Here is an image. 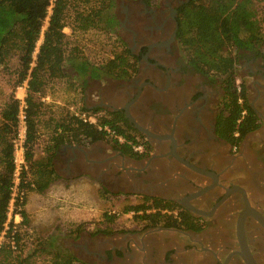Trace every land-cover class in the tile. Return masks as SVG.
<instances>
[{"label":"flooded vegetation","instance_id":"1","mask_svg":"<svg viewBox=\"0 0 264 264\" xmlns=\"http://www.w3.org/2000/svg\"><path fill=\"white\" fill-rule=\"evenodd\" d=\"M187 2L117 0L115 30L137 68L126 78L90 79L87 82L94 86L86 83L83 103L131 125L145 141L144 150L126 151L123 144L104 138L94 146V162L82 163L79 158L69 166L70 172L90 171L101 192L117 198L138 196L134 205L180 220L186 213L192 226L137 219L134 228H126L106 219L85 234L77 229L68 239L72 249L68 250L87 264H247L238 236L247 199L263 219L248 215L245 235L257 263L264 264V132L258 137L264 125H257L236 144L221 132L219 119L225 113L228 85L196 69L185 55L178 31L179 9ZM238 54L237 79L247 87V102L254 112L264 107V54ZM130 116L154 135L138 128ZM158 201L169 206L155 205ZM187 201L200 212L188 209ZM160 230L200 232L210 246L206 250L203 243L184 235L186 252L178 256L173 239L154 236ZM145 233L147 237L137 241Z\"/></svg>","mask_w":264,"mask_h":264},{"label":"trees","instance_id":"2","mask_svg":"<svg viewBox=\"0 0 264 264\" xmlns=\"http://www.w3.org/2000/svg\"><path fill=\"white\" fill-rule=\"evenodd\" d=\"M72 0H54L49 24L44 29L52 0H0V66L7 64L15 54H19L20 68L16 86L28 80L27 109V158L28 163L36 166L35 185L39 192L45 191L53 181L54 169L52 158L54 152L43 160H33L34 144L37 141L38 126L44 103L38 94H47L53 81L64 78H79L87 83L92 78L111 76L126 78L136 71V62L130 51L114 52V57L103 64L92 63L79 45L72 46L64 28L70 15ZM97 5L88 10L76 9L73 18V31L86 32L89 29H104L116 32V0H95ZM39 51L35 54L38 42ZM178 39L187 59L198 70L222 80L227 87L225 113L219 119L221 132L233 139L236 144L244 135L258 124V117L247 102V87L243 84L238 93L236 69L239 64V51H254L264 54V32L256 19L254 0H189L179 9ZM14 86V87H16ZM240 98L244 103H240ZM20 101L12 96L3 110L0 124V234L7 220V211L13 184V138L17 132ZM248 114L242 118V111ZM242 118V121L239 120ZM64 123L55 125L54 145L56 148L64 142L96 141L107 138L90 124L75 119L69 113ZM123 119L112 120L105 117L103 122L111 124L119 133L136 140L131 125H124ZM61 128L62 132H58ZM240 136H235V132ZM117 143V142H116ZM121 145V144H120ZM122 147L132 149L129 145ZM24 183L22 184V186ZM157 206H169L162 201ZM147 207L133 205L126 212L135 211L134 217L148 220L153 224L160 222L176 227L192 226V218L182 214L183 220L158 212H143ZM23 210L24 223L28 218ZM111 219V218H109ZM202 226L197 227L201 229ZM21 236H18L20 239ZM53 247V246H52ZM53 264H87L79 260L68 249L54 245ZM38 252V250H35ZM31 258V257H30ZM17 262V263H16ZM0 264H33L28 257L21 258L13 254L7 245L0 247Z\"/></svg>","mask_w":264,"mask_h":264},{"label":"crops","instance_id":"3","mask_svg":"<svg viewBox=\"0 0 264 264\" xmlns=\"http://www.w3.org/2000/svg\"><path fill=\"white\" fill-rule=\"evenodd\" d=\"M65 33L68 34V38H72V33L69 28L65 29ZM43 41L40 39L39 42ZM41 43H39L40 45ZM250 65L256 67L255 62H250ZM2 67V65H1ZM258 67V66H257ZM256 67V68H257ZM2 76V75H1ZM4 82L3 78H0V124L3 121V110L6 108L8 101L5 99V92L3 91ZM19 95L27 94V87L19 89L17 91ZM46 96H50L47 92ZM262 94L259 93V97L262 98ZM50 100V99H49ZM44 102L40 121L38 126V137L34 144V158L36 161L43 160L48 155L54 152V157L52 158V168L55 170L53 173L54 180L49 185V188L43 192L38 190H33L28 195L27 203L25 205V213L27 218H33V223H28L31 227H38L42 229H53L64 227L66 222H81L83 220L91 219L99 215L101 211L98 198L90 191L93 188V184L97 183L90 171L84 172H70V166L74 162H77L80 158L82 163H91L93 161L94 146L97 145L98 141L102 142L104 140H96L90 142H64L61 143L56 150L53 148L54 145V133L55 125L64 123L63 119L66 114H63V107L59 105H52L50 101ZM254 111L258 117V124L264 125V107L256 109ZM57 113L58 117L54 118L53 114ZM51 121L47 128L46 123ZM149 125V124H147ZM153 126V125H152ZM262 130L258 133V137L262 136ZM47 135V140L42 138V135ZM258 146V145H256ZM39 157V159H36ZM143 161L142 165L145 167L149 166L150 162ZM66 170H69L68 172ZM75 170V169H73ZM35 174H38L35 171ZM91 181H93L91 183ZM86 189V190H85ZM97 191V190H96ZM99 192V191H97ZM99 196V195H97ZM84 201V206H80V202ZM31 220V219H30ZM162 223V222H160ZM154 236L160 238H171L174 240L177 247L178 256L183 255L186 250L184 249L185 242L187 238L184 235H189L194 239L205 245V249L210 246L209 241H207L206 236L202 233L193 232H183V231H157L153 232ZM145 233L142 237H138L137 241H141L146 236ZM138 236L140 234L138 233ZM133 241V239H130ZM192 241V240H191ZM207 250V249H206ZM203 258V256L201 257Z\"/></svg>","mask_w":264,"mask_h":264},{"label":"built area","instance_id":"4","mask_svg":"<svg viewBox=\"0 0 264 264\" xmlns=\"http://www.w3.org/2000/svg\"><path fill=\"white\" fill-rule=\"evenodd\" d=\"M255 9H256V19L259 21L261 30L264 32V0H254ZM54 6V0L49 7V14L46 20L50 17L52 13V8ZM73 20V19H72ZM74 23V22H72ZM72 23L67 21V26L64 28V31L67 27L71 26ZM44 28H46L44 26ZM81 37L86 35L88 40H92L97 44V47L91 42H84L77 38H70L71 45H79V48L83 51V54L89 58V60L96 64L100 65L107 61L109 58L114 57V52H122L124 50H119V47H122L119 36L117 32L111 31L107 32L104 29H89L86 32H80ZM92 35H96V39L101 40L98 43ZM86 40V41H88ZM264 48V47H263ZM39 51V42L35 54ZM239 65V64H238ZM237 65V68H238ZM237 88L240 91L242 87L239 84V80H236ZM27 87V94L19 95L17 91L19 89ZM28 80H25L22 84L15 87V97L20 101V108L18 113V126L15 137L13 138V184L11 186V198L7 211V220L4 223V228L0 234V247L7 245L15 255H19L22 252L23 242H26V237H31L30 243L34 240L33 232L34 230L29 224L24 223L23 210H25V205L27 203V190L22 186L24 183L23 174L25 170L28 169V158H27V138H28V124H27V109L28 103L26 97L28 95ZM41 101L47 102L50 99V96H41L38 94ZM243 98H240L239 101H242ZM70 114L75 119L82 121L84 123L90 124L98 131L105 134L107 138L115 140L121 144L129 145L135 152H143L145 141L136 137V140L129 139L126 135L119 133L117 129L111 126V124L103 122L105 117H109L104 110H94L88 109L84 106L83 100L81 102L76 101L66 108V115ZM246 113L245 110L242 111V116ZM241 121V119L239 120ZM58 132H62L59 128ZM236 136L239 135L238 132L235 133ZM84 142H90V140H85ZM82 142V143H84ZM152 210L147 209L146 211H140V213L147 212L150 213ZM129 213L135 214V211H130ZM28 234V235H27ZM18 236H21L18 239Z\"/></svg>","mask_w":264,"mask_h":264},{"label":"rangeland","instance_id":"5","mask_svg":"<svg viewBox=\"0 0 264 264\" xmlns=\"http://www.w3.org/2000/svg\"><path fill=\"white\" fill-rule=\"evenodd\" d=\"M70 5V17L69 22H73V18L76 14V9H79L80 11L88 10L92 6L97 5L98 2H95V0H72ZM117 0L114 6V11L116 9ZM49 24V18L45 22V27L47 28ZM44 28V29H46ZM69 31L72 33V38L74 39H81L82 43L84 42H91L96 47L97 44L92 41L91 39L86 37H81L80 30L73 31V27L69 26ZM92 37L100 43L101 40L96 39V35H92ZM88 40V41H86ZM42 43V42H39ZM124 48V45L122 47H119L120 51ZM20 68V62H19V54H15L12 56V58L8 61L7 64H3L2 67L0 66V78H3L4 87L3 91L5 92V99L7 101H10L12 96H15V87L16 82L19 78L17 70ZM2 75V76H1ZM92 82V81H91ZM88 83V82H87ZM90 87L94 86V83H88ZM86 86V83H84L81 79L77 78H64V79H58L53 81L48 87L47 92L50 94V104L52 105H59L63 107V114H66V108L70 106L71 104L75 103L76 101L81 102L83 100V94H84V87ZM53 114V113H52ZM54 118L58 117V114H53ZM48 125L47 128H49V124H52L51 121L47 120ZM43 139L47 140V135H42ZM36 159H39L37 157ZM35 160V158H33ZM1 168V166H0ZM36 166L31 165L28 163V169L25 170L23 174L24 178V185L23 187L27 190V196L30 194L31 191L37 190V186L35 185V177H36ZM53 178H55L53 176ZM54 180V179H53ZM93 181H91L92 183ZM93 184V183H92ZM49 188V187H48ZM47 188V189H48ZM100 186L99 184H93V188L90 191H93V193L98 198V204L101 209L99 212V215L83 220L81 222H66V225L64 227L59 228H53V229H42L38 227H32L34 230L33 232V238L34 240L30 243L31 240L29 237H24L26 239V242H23V250L21 252V258L28 257L30 261L33 262V264H53V253L56 252V248L54 245H59L62 248L72 250L68 247V239L73 237L75 235L74 233L77 231V229L80 231H83L84 234L88 231H92L95 225L94 223H102L103 220L109 219L111 217L112 221H115V224L119 226H124L128 228H134L136 226L137 218L134 217L133 214L126 212L125 209L131 205H134L135 203H139V197L138 196H130L127 198H117L116 196H112V194H106L104 192H101L99 190ZM46 189V190H47ZM86 190V189H85ZM99 192H97V191ZM99 195V196H97ZM138 202H136L137 200ZM28 199V197H27ZM134 201V202H133ZM84 201L80 202V206H84ZM115 210V211H114ZM109 211L112 212L111 215L108 214ZM31 219V220H30ZM28 221L30 223H33V218L28 217ZM87 231V232H86ZM28 235V234H27ZM53 246V247H52ZM38 250L36 252L35 250ZM18 256V254H17ZM31 257V258H30ZM17 263V262H16Z\"/></svg>","mask_w":264,"mask_h":264},{"label":"water","instance_id":"6","mask_svg":"<svg viewBox=\"0 0 264 264\" xmlns=\"http://www.w3.org/2000/svg\"><path fill=\"white\" fill-rule=\"evenodd\" d=\"M130 118L134 123H137L132 116H130ZM136 126L140 128L141 130H143L144 132H146L148 135L150 136L154 135L153 133H150L146 128H144L142 125H138V123ZM246 203L248 205V208L240 214V218L238 221V236H239V241H240V246H241L240 253L247 264H258L247 242V238L245 235V220L248 215H252L256 217L258 220L263 219V217L259 211L255 210L254 208L250 206L248 199L246 200ZM186 207L192 211L200 212V210L196 208L195 206H193L190 203V201H187Z\"/></svg>","mask_w":264,"mask_h":264}]
</instances>
